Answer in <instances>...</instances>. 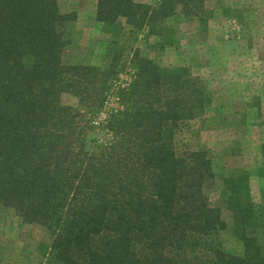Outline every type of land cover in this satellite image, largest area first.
Here are the masks:
<instances>
[{
	"label": "trees",
	"instance_id": "16d2710c",
	"mask_svg": "<svg viewBox=\"0 0 264 264\" xmlns=\"http://www.w3.org/2000/svg\"><path fill=\"white\" fill-rule=\"evenodd\" d=\"M215 1L98 0L96 22L112 36L103 66L65 61L78 15L59 0H0V205L52 234L54 264H264V200L255 204L250 175L224 179L230 225L206 193L208 151L177 149L213 104L207 85L122 42L146 33L150 51L175 49L169 21L207 23ZM128 50L134 79L109 113L112 141L93 150L85 114L107 104ZM229 230L242 255L225 250Z\"/></svg>",
	"mask_w": 264,
	"mask_h": 264
},
{
	"label": "rangeland",
	"instance_id": "374dc122",
	"mask_svg": "<svg viewBox=\"0 0 264 264\" xmlns=\"http://www.w3.org/2000/svg\"><path fill=\"white\" fill-rule=\"evenodd\" d=\"M98 0H59L62 12H76L77 46L67 50L68 63L105 65L112 40L96 22ZM155 5L160 0H135ZM214 16L207 23L177 16L169 21L176 30L177 45L157 54L150 51L157 39L146 33L122 40L164 66H186L203 79L213 98L206 114L191 121L177 136L179 153L208 151L215 177L206 185L214 207L224 219H232L226 207L225 177L247 172L256 205L264 200V0H222L209 4ZM119 25L125 27V20ZM125 43V42H124ZM128 50L121 61L107 104L89 112L90 147L99 150L112 141L107 130L109 113L120 109L119 88H127L135 76ZM66 105L79 108V99L64 94ZM53 236L38 225L25 224L14 210L0 205V264H54ZM222 243L227 252L242 255L243 244L226 231Z\"/></svg>",
	"mask_w": 264,
	"mask_h": 264
}]
</instances>
